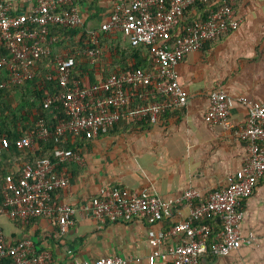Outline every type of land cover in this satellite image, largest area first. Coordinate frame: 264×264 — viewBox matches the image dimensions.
Segmentation results:
<instances>
[{"label":"built area","instance_id":"built-area-1","mask_svg":"<svg viewBox=\"0 0 264 264\" xmlns=\"http://www.w3.org/2000/svg\"><path fill=\"white\" fill-rule=\"evenodd\" d=\"M77 1L37 0L34 10L15 16L0 0V68L10 72L9 79L0 85V89L22 85L34 78L36 63L51 55L57 40L50 37L52 27L79 28L83 25L77 7L57 13ZM205 1L209 0H116L110 19L100 31H90L88 37L98 43L100 32H122L134 47H150L156 68L125 71L84 87L72 76L75 58L59 57L55 73L47 79L57 82L63 91L49 96L45 107H62L67 119L53 129L40 123L28 136L19 138L15 146L20 150H35L42 141L51 137H57L58 141L67 135L90 140L108 135L121 121L156 125L165 113L187 107L189 93L180 82L181 63L189 54L202 51L208 42L242 26L232 2L213 10L206 21H195L185 36L179 32L174 35L179 31L185 11L197 2ZM174 39L177 40L174 42ZM89 54L96 56L97 51L91 50ZM135 100L141 104L135 105ZM236 106L247 110L246 123L238 131L239 139L246 144V156L242 168L226 187L211 192L205 199L193 188L178 197L163 199L148 189L135 191L103 186L91 200L89 211L93 217L102 223L142 220L154 226L179 215V222L169 232L149 230L152 248L149 264H156L157 260L167 264H200L201 258L210 252L213 228L207 221L212 217H219L223 222V229L215 235L211 251L216 257H227L244 244L255 243L253 234L244 236L242 232L243 205L264 178V102L247 96L234 98L224 89H216L210 95V107L204 118L209 125L229 127ZM10 145L8 139H3L0 154ZM69 164L83 165L84 159L73 150L57 148L54 160L44 158L26 163L17 176L9 174L3 186L0 216L23 224L32 218H53L59 224L60 236L69 233L77 209L54 198L56 192L66 190L70 185L66 170L57 173L59 167ZM183 205L189 207L187 217L179 211ZM178 235H182L178 245L161 251L170 236ZM9 256H12L9 264H51L53 261L50 253H37L32 241L12 247L0 234V257ZM131 262L108 257L98 259L94 264Z\"/></svg>","mask_w":264,"mask_h":264},{"label":"crops","instance_id":"crops-1","mask_svg":"<svg viewBox=\"0 0 264 264\" xmlns=\"http://www.w3.org/2000/svg\"><path fill=\"white\" fill-rule=\"evenodd\" d=\"M1 1L15 16L31 12L37 5V0ZM115 1H78L82 27L100 30L110 19ZM232 2L242 20L240 29L209 42L200 52L189 54L179 66L180 82L189 93L187 107L165 115L150 129L120 124L106 136L72 141L84 164L65 166L70 185L57 198L76 207L74 225L69 233L60 236L59 225L53 219L42 217L20 224L8 216H0V229L9 244L30 240L37 253L52 255L51 264H94L108 257L131 260L130 264H149L152 252L149 230L169 232L180 216L154 226L142 220L99 222L89 211L99 189L103 186L148 189L168 199L193 188L205 199L230 183L246 156V144L239 139L238 131L246 123L247 110L236 106L229 127L209 125L204 117L210 107V95L216 89H224L234 98L247 96L264 102V0ZM61 40L52 47L56 56L69 55V44L81 42L82 33L74 40L66 36ZM111 63L108 59L107 64ZM37 72L47 71L41 64ZM179 211L187 217L189 207L183 205ZM243 211V235L253 234L256 242L244 244L227 257L209 252L200 264H264V178L244 203ZM181 239L182 235L170 236L161 251L178 245ZM156 264L167 263L157 260Z\"/></svg>","mask_w":264,"mask_h":264},{"label":"trees","instance_id":"trees-1","mask_svg":"<svg viewBox=\"0 0 264 264\" xmlns=\"http://www.w3.org/2000/svg\"><path fill=\"white\" fill-rule=\"evenodd\" d=\"M76 3L73 6L66 7L64 10L59 9L57 13L71 11L72 8L76 7ZM225 3H232V0L197 2L185 11L178 29L179 31L173 34L176 35L179 32V35L185 36L188 30L194 25L195 21H206L213 10H218ZM90 31L92 30L83 28L82 26L79 28H69L61 25L54 26L50 30V37L57 38L53 45L54 47L52 46L53 49L56 44L62 41L61 39H63V37L66 36V38L74 40L80 32L82 33L81 42L69 44V56L75 58V67L72 76L75 80L81 81L84 87L93 86L115 74H120L125 71L138 69L152 71L156 68L152 60L149 46L141 45L139 47H134L128 37L124 33L118 31L100 32L98 43H93L88 37ZM230 33L233 32L231 31L227 34ZM176 40L177 39H174V42ZM91 50L97 51V55L91 56L89 54ZM59 57L60 56L54 55L52 50L51 55L43 57L36 63L33 79L22 85H14L11 88L0 89V148L3 139H8L11 143L10 147L3 150L0 154V207L3 205L4 201L3 186L9 174H15V176H17L26 163H35L39 159L44 158L54 160V153L57 148L73 150L79 153L73 142L91 141L100 137L97 136L89 140L86 137L73 138L67 135L58 141L57 137H51L46 141L40 142L37 150L34 152H31L32 150H20L15 146V142L19 138L28 136L33 129L39 127L40 123H44L46 126L53 129L67 119L65 110L62 107H58L57 105L50 108L45 107V100L49 96L57 95L63 91L57 82L47 79V76L55 73L56 69L53 71L50 66L57 67ZM108 59L112 61L111 64H107ZM41 64L43 65V69H46L47 72L40 74L37 72V67ZM9 76L10 72L8 69L0 68V85L6 82ZM134 104L139 105L141 103L135 100ZM169 113L171 112L165 113L162 118L165 115H169ZM120 124L128 125L139 130L150 129L155 125L148 122L121 121L116 126ZM65 166L67 165L59 167L57 173H61ZM59 192L61 191L54 194V198L61 203L57 198ZM34 219L38 218H32L29 222ZM13 221L20 224L22 223L19 220ZM53 221L56 220L53 219ZM56 223L58 224V222ZM207 223L213 228V234L209 241V251L211 252L215 242L214 237L222 231L223 222L219 217H212L208 219ZM0 234H3L1 229ZM6 243L9 244L7 240ZM18 244H11V246L15 247ZM11 261L12 256L6 258L0 257V264H9Z\"/></svg>","mask_w":264,"mask_h":264},{"label":"rangeland","instance_id":"rangeland-1","mask_svg":"<svg viewBox=\"0 0 264 264\" xmlns=\"http://www.w3.org/2000/svg\"><path fill=\"white\" fill-rule=\"evenodd\" d=\"M70 50V49H69ZM61 57V56H60ZM18 97V96H17Z\"/></svg>","mask_w":264,"mask_h":264}]
</instances>
